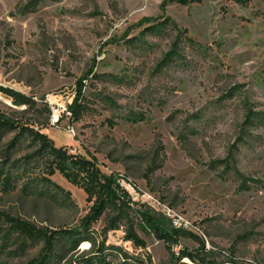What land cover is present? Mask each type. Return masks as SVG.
Wrapping results in <instances>:
<instances>
[{"label":"rangeland","instance_id":"374dc122","mask_svg":"<svg viewBox=\"0 0 264 264\" xmlns=\"http://www.w3.org/2000/svg\"><path fill=\"white\" fill-rule=\"evenodd\" d=\"M162 1L0 0V110L35 122L72 152H91L104 171L131 182V220L146 242L126 239L121 225L102 244L104 214L92 227L94 244L59 238L46 264H84L88 256L97 264H172L173 252L204 237L186 230L196 236L183 232L169 250L139 225L143 210L174 227L167 208L204 232L207 264H264V0L171 1L165 12ZM161 15L170 21L153 25ZM87 73L81 114L57 125L45 101L24 105L4 91L66 102ZM15 134L0 140V167ZM21 142L13 158L30 140ZM229 153L244 178L226 166ZM51 177L70 193L23 191L25 176L0 189V210L51 229L79 228L90 205L85 191L58 171ZM4 232L0 264L40 252L42 240Z\"/></svg>","mask_w":264,"mask_h":264},{"label":"trees","instance_id":"16d2710c","mask_svg":"<svg viewBox=\"0 0 264 264\" xmlns=\"http://www.w3.org/2000/svg\"><path fill=\"white\" fill-rule=\"evenodd\" d=\"M171 1H179L186 3L188 0H163L161 8L165 12L166 6ZM162 15L151 18L153 25L169 22V17L161 19ZM145 19H149L146 17ZM161 19V20H160ZM175 25V22L171 20ZM187 33V30L184 31ZM186 39L194 44L196 41L186 35ZM177 39L174 41L171 49L166 52V60L172 59L177 52ZM88 73L77 79V91L74 95L70 108L73 116L79 117L83 110V87ZM7 94L13 96L18 103L27 104L30 101H36L32 96L17 92L12 89H5ZM249 114V113H248ZM259 114L258 112L254 113ZM248 115L247 118L249 120ZM258 118H261L259 115ZM247 121V120H246ZM16 131V134L6 143L4 167H0V189L3 191H11L18 187L16 182L26 178L21 188L23 191H34L39 195L54 197V190H60L67 194L70 190H66L61 184L52 179V175L58 171L70 183L82 188L86 193V199L90 202L87 212L81 217L79 228H63L51 229L47 226H39L34 222L24 219L12 213L0 210V238L5 237L4 229L18 233L20 236L30 240H42L43 245L40 252L25 262H17L12 264H46L52 254L57 239L62 237H76V242L81 239H92L91 231L94 223L98 221L104 214L107 215L105 226L102 228L103 240L105 243L107 232L110 229L118 228L121 225L125 226V238L133 241L138 246H145V239L142 238L134 228L132 218L133 199L131 194L121 185L119 173L112 171L106 172L101 168L97 157L91 152H72L66 146L57 145L52 137L46 132H43L38 126L35 127V122L31 120L19 121L5 112L0 110V140L7 132ZM30 140L25 144L27 150L19 158H13L14 154L21 149L23 138ZM2 157V156H1ZM1 161V160H0ZM226 166L232 164L233 170L240 177H245L237 170L235 158L229 153L226 158ZM19 168H16V167ZM30 174V175H28ZM31 176V177H30ZM250 187L246 180H241L240 188L248 189ZM140 224L142 229L146 226L151 227V231L155 236L163 240L166 247L172 250L174 244H179L183 232H192L175 228L166 225L160 219L150 214L148 211H139ZM2 233V234H1ZM2 235V236H1ZM196 236V234H193ZM1 241V240H0ZM207 249L205 241L201 239L200 245L197 248L190 249L183 246L178 254L173 252L172 264H191L182 261V258L187 257L194 264H207L211 261L207 259ZM97 255V254H96ZM98 257V256H97ZM97 257H86L84 264H97Z\"/></svg>","mask_w":264,"mask_h":264},{"label":"built area","instance_id":"2783aa9c","mask_svg":"<svg viewBox=\"0 0 264 264\" xmlns=\"http://www.w3.org/2000/svg\"><path fill=\"white\" fill-rule=\"evenodd\" d=\"M74 94H72L69 99L65 102L60 99H52V98H45L38 99L36 96H32V98L36 101L41 100L45 101L49 105L50 109V123L52 125H57L61 119L65 116L67 118H71L73 116V112L70 108V104L73 101ZM70 132L74 133V127H69ZM119 181L121 185L131 194L135 192V188L133 184L129 181H126L123 177L119 178ZM149 196H145V199H148ZM167 215L171 217L174 223L175 228H180L183 230H193L195 233H198L201 237H204L203 240L205 241V244H208V240L204 234V232L201 230L199 226H196L192 222H190L188 219L184 218L181 214L176 213L171 208H167Z\"/></svg>","mask_w":264,"mask_h":264},{"label":"crops","instance_id":"0c3cea01","mask_svg":"<svg viewBox=\"0 0 264 264\" xmlns=\"http://www.w3.org/2000/svg\"><path fill=\"white\" fill-rule=\"evenodd\" d=\"M62 145V144H61Z\"/></svg>","mask_w":264,"mask_h":264}]
</instances>
